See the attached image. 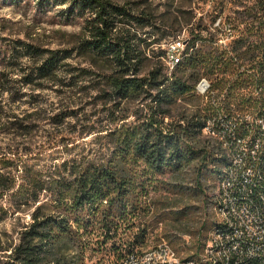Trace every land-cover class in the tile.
Wrapping results in <instances>:
<instances>
[{"label":"trees","instance_id":"1","mask_svg":"<svg viewBox=\"0 0 264 264\" xmlns=\"http://www.w3.org/2000/svg\"><path fill=\"white\" fill-rule=\"evenodd\" d=\"M37 5L81 27L63 47L31 34L0 45V224L21 220L15 238L0 231V264H118L167 220L198 237L196 256L216 220L199 225L189 203L209 180L219 189L225 158L203 131L210 108L189 97L203 77L264 114V0ZM183 33L169 68L161 46Z\"/></svg>","mask_w":264,"mask_h":264},{"label":"built area","instance_id":"2","mask_svg":"<svg viewBox=\"0 0 264 264\" xmlns=\"http://www.w3.org/2000/svg\"><path fill=\"white\" fill-rule=\"evenodd\" d=\"M184 42L177 40L171 43L169 48V57H166V63L176 57L183 50ZM194 93L202 98L212 96L209 82L201 77L195 85ZM208 135L219 137L224 144L233 150V154L240 156V164H232L231 178L224 184L228 195L231 198H246L247 195L258 197L264 195V191H256L257 168H259V159L264 157V114L257 115L245 113L244 115L230 114L216 110L210 115V125ZM244 180H254V188L244 187ZM234 188L246 189V196H234ZM241 206H236V210ZM261 220L252 221L250 213L247 212L248 222H255V229H246V222L239 220L238 232H223L225 239V250L228 251V264H259L264 262V215L263 208H260ZM202 248H211L213 246L203 245ZM134 249L125 253L119 262L127 264H153V258H159L162 250L166 248L159 246V252H151L150 247L142 249V258H135ZM215 254H217L215 252ZM175 261V257H173ZM118 262V264H119ZM184 264V260L181 262ZM215 264H219L215 261Z\"/></svg>","mask_w":264,"mask_h":264},{"label":"rangeland","instance_id":"3","mask_svg":"<svg viewBox=\"0 0 264 264\" xmlns=\"http://www.w3.org/2000/svg\"><path fill=\"white\" fill-rule=\"evenodd\" d=\"M113 1L121 2L123 0ZM37 2L38 0H0V45L5 44L9 40L23 38V34H31L35 39V43H40L52 48L63 47L66 42L73 39V35L79 33L81 27L79 20H73L72 22L65 24L57 13L60 10V7L51 8L49 5H45L41 8L37 5ZM186 37L187 33H183L177 38V40L182 41ZM171 43L172 42L167 44L164 43L161 46V49L166 51V57L167 49L170 48ZM212 94L213 95L210 97L202 98L193 93L189 98L192 99V104L197 105L200 109L209 107L211 114L216 110L228 112L235 116H241L247 112L253 113L252 110L245 111L242 109H236L232 102L227 104L224 100L225 92L218 93L217 91H214ZM178 103L184 104L188 109L193 108L191 104L188 103L187 105L184 100H180ZM206 184H208L207 190L211 192L208 193L206 201H192L193 203H189L191 206L194 205L193 207L195 209H192L193 211L196 210L199 205L201 206L198 211L192 212L190 215L192 219L194 218L193 221H197L199 225L203 222L210 223L216 220L214 198H216L218 193L217 182L213 187H211V180L207 181ZM211 188L213 191H210ZM25 220H27V218H25ZM175 221L176 220H167L166 229H164V225L159 224L154 233H157V236H159L160 239H157L158 241L153 239L151 234L147 246L142 249L148 247L151 248L160 243V241L167 244L166 236H173L177 243L178 255L194 256L196 253L189 251V248L193 247L194 244L198 242V237H196L195 234H186L179 237L177 232L180 231L175 225H173ZM20 222L21 220H17L16 216H14V218L9 217L0 224V231L6 233L9 236L8 238H15ZM165 231L167 234L163 235ZM200 238L202 239V237ZM92 262H94V260L88 261L87 263L91 264Z\"/></svg>","mask_w":264,"mask_h":264},{"label":"bare ground","instance_id":"4","mask_svg":"<svg viewBox=\"0 0 264 264\" xmlns=\"http://www.w3.org/2000/svg\"><path fill=\"white\" fill-rule=\"evenodd\" d=\"M167 57H169V48L167 49ZM181 58V52H179L170 63L169 68L179 62ZM207 125L204 128V132L208 134L207 130L210 125V117L206 120ZM218 139L221 148L224 150L223 154H219V157L225 158L224 165L220 168L219 173V189L216 196L215 208H216V222L211 228L204 245L213 246L211 248H202L201 252L196 256L186 257L180 256L166 243L160 242L151 247V252H159V246L166 250H162L159 258H153V264H181L184 260V264H215L218 261L219 264H228V251L225 250V239L222 237L223 232H238L239 220L246 222V229H255V222H248L247 212L250 213V219L252 221L261 220L260 208H263L264 215V195L257 199L254 195H247L246 198H231L228 195V190L225 189L224 184L231 178L232 164H240V156L233 154V150L224 144V141L219 137ZM257 178L263 180H257L256 191H264V157L259 159V168H257ZM244 187L254 188V180H244ZM234 196H246V189L234 188ZM236 206H241V209L236 210ZM215 252L217 254H215ZM175 257V261L173 260ZM135 258H142V250H135ZM119 264H127V262H119ZM264 264V262L259 263Z\"/></svg>","mask_w":264,"mask_h":264}]
</instances>
